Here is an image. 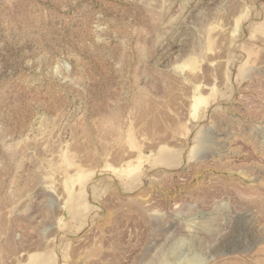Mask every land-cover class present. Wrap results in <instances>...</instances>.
<instances>
[{
  "label": "rangeland",
  "instance_id": "374dc122",
  "mask_svg": "<svg viewBox=\"0 0 264 264\" xmlns=\"http://www.w3.org/2000/svg\"><path fill=\"white\" fill-rule=\"evenodd\" d=\"M263 250L264 0H0V264Z\"/></svg>",
  "mask_w": 264,
  "mask_h": 264
},
{
  "label": "crops",
  "instance_id": "0c3cea01",
  "mask_svg": "<svg viewBox=\"0 0 264 264\" xmlns=\"http://www.w3.org/2000/svg\"><path fill=\"white\" fill-rule=\"evenodd\" d=\"M263 254H264V250H263ZM263 254H262V255H263Z\"/></svg>",
  "mask_w": 264,
  "mask_h": 264
}]
</instances>
